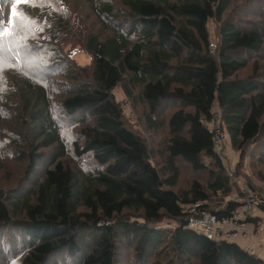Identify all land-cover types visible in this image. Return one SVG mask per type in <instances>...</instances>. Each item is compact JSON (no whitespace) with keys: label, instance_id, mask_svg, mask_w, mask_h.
I'll return each instance as SVG.
<instances>
[{"label":"trees","instance_id":"obj_1","mask_svg":"<svg viewBox=\"0 0 264 264\" xmlns=\"http://www.w3.org/2000/svg\"><path fill=\"white\" fill-rule=\"evenodd\" d=\"M9 11L0 264H264L184 211L228 215L227 196L264 184V0H0V22Z\"/></svg>","mask_w":264,"mask_h":264},{"label":"built area","instance_id":"obj_2","mask_svg":"<svg viewBox=\"0 0 264 264\" xmlns=\"http://www.w3.org/2000/svg\"><path fill=\"white\" fill-rule=\"evenodd\" d=\"M212 44V49H215ZM214 124V148L218 154H222L228 146V136L220 124L218 112L213 114ZM258 190L241 186V192H233L225 198L219 206V210L226 211L229 205L233 209L225 216L205 210L204 203L199 202L184 206L188 215L186 228L204 235L207 239L216 242L235 243L244 249L249 246H262L264 237V185H258Z\"/></svg>","mask_w":264,"mask_h":264},{"label":"rangeland","instance_id":"obj_3","mask_svg":"<svg viewBox=\"0 0 264 264\" xmlns=\"http://www.w3.org/2000/svg\"><path fill=\"white\" fill-rule=\"evenodd\" d=\"M11 5H12L11 3L8 5L9 9H11ZM9 16H10V11H9V13H7V16H5L3 19V24L6 27L9 26ZM74 58L82 66L88 65L91 63V57L87 53L83 52L82 50H77L74 53ZM118 99L121 101V100H124V97L121 95H118ZM124 110H125L126 115L128 117H130L131 116V107L128 103H124ZM222 155H223L224 163H225L226 167L229 168V170L231 171L234 168L235 163L239 160V154H237L236 152H234L232 150V148L230 147L229 140H228V146H226ZM262 185H264V184H262Z\"/></svg>","mask_w":264,"mask_h":264},{"label":"crops","instance_id":"obj_4","mask_svg":"<svg viewBox=\"0 0 264 264\" xmlns=\"http://www.w3.org/2000/svg\"><path fill=\"white\" fill-rule=\"evenodd\" d=\"M264 243V237L261 240ZM262 246L253 245L252 247L249 246L252 252L257 253L260 258L264 260V249H261Z\"/></svg>","mask_w":264,"mask_h":264},{"label":"snow or ice","instance_id":"obj_5","mask_svg":"<svg viewBox=\"0 0 264 264\" xmlns=\"http://www.w3.org/2000/svg\"><path fill=\"white\" fill-rule=\"evenodd\" d=\"M17 3L20 2V0H16ZM16 14V10L13 9V15ZM5 34V26L2 22H0V36L4 35Z\"/></svg>","mask_w":264,"mask_h":264}]
</instances>
